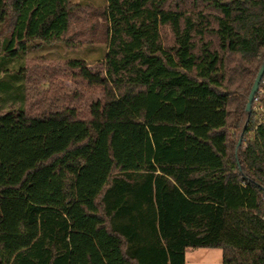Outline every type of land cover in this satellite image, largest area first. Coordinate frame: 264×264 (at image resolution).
Listing matches in <instances>:
<instances>
[{
    "label": "trees",
    "instance_id": "1",
    "mask_svg": "<svg viewBox=\"0 0 264 264\" xmlns=\"http://www.w3.org/2000/svg\"><path fill=\"white\" fill-rule=\"evenodd\" d=\"M76 6L0 0V264H187L192 248L264 264V121L247 110L264 0H105L98 57L65 61L80 90L29 109L26 54L78 48Z\"/></svg>",
    "mask_w": 264,
    "mask_h": 264
},
{
    "label": "rangeland",
    "instance_id": "2",
    "mask_svg": "<svg viewBox=\"0 0 264 264\" xmlns=\"http://www.w3.org/2000/svg\"><path fill=\"white\" fill-rule=\"evenodd\" d=\"M76 4H91V7L76 6L72 22L70 37L74 42H79L78 48L68 47L62 44H54L50 47L41 48L38 51H29L28 59V100L29 109H35L39 104L45 102L48 97L58 92L64 96L73 98L74 92L80 90V83L68 72L65 61L69 58L84 57L87 60L96 59L100 52L96 46H85L88 44H102L104 19L97 15L94 19L93 11L96 6L104 4L105 0H72ZM88 18V19H87ZM96 20L95 29L91 34V23ZM91 29V30H90ZM162 37L165 44H172L174 37L168 27L163 28ZM84 40H93L86 42ZM96 49V50H95ZM43 56H37V55ZM95 56V57H94ZM18 67V62H13ZM97 63L90 66L95 67ZM69 74V75H68ZM255 106H261L256 101ZM187 264H223V251L221 248H192L187 252Z\"/></svg>",
    "mask_w": 264,
    "mask_h": 264
},
{
    "label": "water",
    "instance_id": "3",
    "mask_svg": "<svg viewBox=\"0 0 264 264\" xmlns=\"http://www.w3.org/2000/svg\"><path fill=\"white\" fill-rule=\"evenodd\" d=\"M264 76V64L257 76V79L255 80V83L252 87V90H251V93H250V96H249V99H248V104H247V110L249 112V114L251 113L252 111V104H253V101L255 100V95L257 93V91L259 90V86H260V82L262 80ZM242 145V139L239 141L238 143V147H241Z\"/></svg>",
    "mask_w": 264,
    "mask_h": 264
},
{
    "label": "built area",
    "instance_id": "4",
    "mask_svg": "<svg viewBox=\"0 0 264 264\" xmlns=\"http://www.w3.org/2000/svg\"><path fill=\"white\" fill-rule=\"evenodd\" d=\"M262 92V90H261ZM256 101H258V98H255ZM256 110H258L262 116V121H264V107L262 106H254Z\"/></svg>",
    "mask_w": 264,
    "mask_h": 264
},
{
    "label": "crops",
    "instance_id": "5",
    "mask_svg": "<svg viewBox=\"0 0 264 264\" xmlns=\"http://www.w3.org/2000/svg\"><path fill=\"white\" fill-rule=\"evenodd\" d=\"M187 261H188V256H187Z\"/></svg>",
    "mask_w": 264,
    "mask_h": 264
}]
</instances>
